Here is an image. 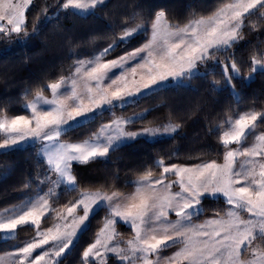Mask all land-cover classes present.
<instances>
[{
  "label": "snow or ice",
  "instance_id": "snow-or-ice-1",
  "mask_svg": "<svg viewBox=\"0 0 264 264\" xmlns=\"http://www.w3.org/2000/svg\"><path fill=\"white\" fill-rule=\"evenodd\" d=\"M30 4L0 0V40L26 43L50 24L63 31L62 18L103 14L109 24L100 38L108 42L80 55L69 38L67 68L61 63L54 76L28 84L19 97L22 113L11 114L8 104L0 108V151L30 147L37 169V182L22 183V198L0 207V237L15 239L25 227L34 235L0 254V264H62L61 254L75 247L101 209L100 226L79 264H264V101L260 107L247 102L251 106L236 114L243 101L236 82L264 75V40L251 46L247 65L237 56L246 30L264 34V0H220L207 13L192 11L183 19L164 8L145 14L137 5L119 20L107 0H51L29 25ZM194 80L227 91L233 101L208 120L216 154L186 158L196 162L157 154L133 171L125 187L81 183L79 165L106 163L138 138L178 134L184 116L170 110L164 120L149 119L152 109L140 102L169 89L193 91ZM86 126L95 130L74 138ZM61 193L76 196L61 204ZM121 224L130 233H122ZM169 248L175 250L163 256Z\"/></svg>",
  "mask_w": 264,
  "mask_h": 264
},
{
  "label": "trees",
  "instance_id": "trees-1",
  "mask_svg": "<svg viewBox=\"0 0 264 264\" xmlns=\"http://www.w3.org/2000/svg\"><path fill=\"white\" fill-rule=\"evenodd\" d=\"M51 0H35L33 6L27 12L28 22L39 12L40 7ZM220 0H109L113 18L121 19L125 14L131 13L139 5L145 14H154L155 10L164 8L170 17L183 19L192 11L207 13ZM115 6V7H112ZM109 19L103 14L87 19L72 17L62 18L60 26L63 31H58L55 24L46 26L39 35L25 42L5 43L0 40V108L8 104L7 110L11 114H20L24 111L19 103L20 93L30 83L39 80L45 74H57L61 63L67 68L70 63L69 38L79 46L76 49L80 55H88L95 47H103L108 41L101 39L100 35L108 30ZM95 37L96 39H93ZM264 40V34L258 31L248 32L240 42L237 56L241 62L247 65L251 46ZM141 42L139 39L133 44ZM241 90L243 101L236 106L237 113L246 111L252 100L256 101V107H260V101H264V75L257 72L254 80L248 83L236 82ZM193 91L169 89L152 95L145 101L140 102V107L151 108L148 118L158 117L164 120L171 110L184 116V126L173 138L150 140L138 138L134 142L124 144L110 159L105 162H95L87 165H79L78 178L82 184L96 185L104 183H116L118 187H125L126 180L134 179L133 171L140 168L146 161L155 159L157 154L172 155L179 157V162L187 161L189 156L205 153L202 159L211 158L219 151L215 133H209L208 120L222 114L225 107L233 104L232 98L227 91H213L208 83L202 80L192 82ZM160 101H166L160 104ZM199 109L193 111L195 105ZM155 106V107H153ZM133 109L125 110L130 115ZM139 111V108L135 109ZM119 111V110H118ZM107 119V114L105 115ZM139 126V125H137ZM95 130L94 126H86L74 132V138H82L88 131ZM172 162H177L173 159ZM35 150L30 147L20 148L7 153L0 152V207L17 203L25 191L21 185L26 178H32L34 183L36 173ZM43 169H41V173ZM119 177V179H115ZM46 188L47 185H44ZM125 190L131 191L128 185ZM76 193H61L60 203L74 199ZM206 206H215L213 201H205ZM209 211L207 215H211ZM104 215L101 209L91 218L89 229L81 233L79 240L75 242L64 257L62 264H79L83 248L94 238L95 231L100 226L99 221ZM51 221H49L50 223ZM47 226V225H45ZM122 233H130L128 227L119 226ZM34 233L28 228H20L15 239H3L0 237V253L11 251L14 245L30 238ZM118 264V262H117Z\"/></svg>",
  "mask_w": 264,
  "mask_h": 264
},
{
  "label": "rangeland",
  "instance_id": "rangeland-1",
  "mask_svg": "<svg viewBox=\"0 0 264 264\" xmlns=\"http://www.w3.org/2000/svg\"><path fill=\"white\" fill-rule=\"evenodd\" d=\"M34 1H35V0H32V4H30L29 8L27 9V12H28L29 9L33 6ZM108 1H109V0H107V2H108ZM26 14H27V13H26ZM137 127H138V126H137ZM147 139L155 140V139H152V138H147ZM126 144H127V143H126ZM21 148H24V147H21ZM0 152H2V151H0ZM173 179H174V178H173ZM46 215H47V214H46ZM122 225H123V224H122ZM123 226H125V225H123ZM125 227H127V226H125ZM80 235H81V234H80ZM3 239H4V238H3ZM72 247H73V246L70 245V246H69V249H66V250H65V253H62V254H61V258L64 257L68 252H70V250L72 249ZM169 249H172V248H169ZM167 250H168V249H167ZM167 250H165V251L162 252V253H165ZM37 251H38V250H37ZM110 259H111V260H115V257H112L111 254H110Z\"/></svg>",
  "mask_w": 264,
  "mask_h": 264
},
{
  "label": "crops",
  "instance_id": "crops-1",
  "mask_svg": "<svg viewBox=\"0 0 264 264\" xmlns=\"http://www.w3.org/2000/svg\"><path fill=\"white\" fill-rule=\"evenodd\" d=\"M175 249L172 248V249H168L165 253H162L163 256H167V255H170L172 251H174ZM2 254V253H0Z\"/></svg>",
  "mask_w": 264,
  "mask_h": 264
}]
</instances>
